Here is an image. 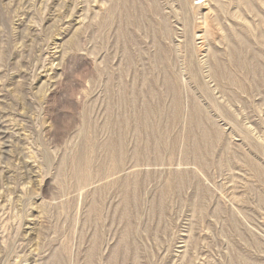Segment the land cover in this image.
I'll list each match as a JSON object with an SVG mask.
<instances>
[{"label":"rangeland","instance_id":"rangeland-1","mask_svg":"<svg viewBox=\"0 0 264 264\" xmlns=\"http://www.w3.org/2000/svg\"><path fill=\"white\" fill-rule=\"evenodd\" d=\"M0 264H264V0H0Z\"/></svg>","mask_w":264,"mask_h":264},{"label":"bare ground","instance_id":"bare-ground-1","mask_svg":"<svg viewBox=\"0 0 264 264\" xmlns=\"http://www.w3.org/2000/svg\"><path fill=\"white\" fill-rule=\"evenodd\" d=\"M225 77V76H224ZM229 78V77H228ZM235 78V77H234ZM235 79H237V78H235ZM237 82V81H236ZM92 252V251H91ZM122 257V256H121Z\"/></svg>","mask_w":264,"mask_h":264}]
</instances>
